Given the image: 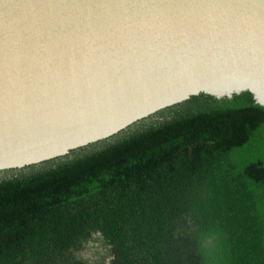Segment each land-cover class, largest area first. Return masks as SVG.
I'll list each match as a JSON object with an SVG mask.
<instances>
[{"label": "water", "instance_id": "1", "mask_svg": "<svg viewBox=\"0 0 264 264\" xmlns=\"http://www.w3.org/2000/svg\"><path fill=\"white\" fill-rule=\"evenodd\" d=\"M264 107V0H0V176Z\"/></svg>", "mask_w": 264, "mask_h": 264}, {"label": "trees", "instance_id": "2", "mask_svg": "<svg viewBox=\"0 0 264 264\" xmlns=\"http://www.w3.org/2000/svg\"><path fill=\"white\" fill-rule=\"evenodd\" d=\"M264 264V107L0 176V264Z\"/></svg>", "mask_w": 264, "mask_h": 264}, {"label": "rangeland", "instance_id": "3", "mask_svg": "<svg viewBox=\"0 0 264 264\" xmlns=\"http://www.w3.org/2000/svg\"><path fill=\"white\" fill-rule=\"evenodd\" d=\"M106 254L107 250L99 236L86 245L79 253V257L87 261L88 264H110V258Z\"/></svg>", "mask_w": 264, "mask_h": 264}]
</instances>
